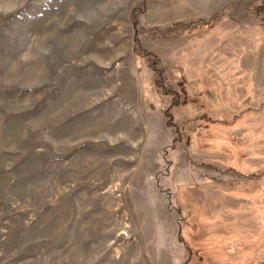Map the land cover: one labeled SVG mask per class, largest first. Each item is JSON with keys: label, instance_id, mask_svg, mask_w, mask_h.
<instances>
[{"label": "rangeland", "instance_id": "rangeland-1", "mask_svg": "<svg viewBox=\"0 0 264 264\" xmlns=\"http://www.w3.org/2000/svg\"><path fill=\"white\" fill-rule=\"evenodd\" d=\"M158 1L0 0V264H264V0Z\"/></svg>", "mask_w": 264, "mask_h": 264}, {"label": "crops", "instance_id": "crops-1", "mask_svg": "<svg viewBox=\"0 0 264 264\" xmlns=\"http://www.w3.org/2000/svg\"><path fill=\"white\" fill-rule=\"evenodd\" d=\"M209 1L210 0H159V5L155 7V9L158 10L160 14L165 15L171 13L172 10L183 7L184 10L180 11L178 14H184L189 17L205 18L209 15Z\"/></svg>", "mask_w": 264, "mask_h": 264}]
</instances>
